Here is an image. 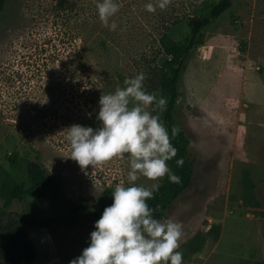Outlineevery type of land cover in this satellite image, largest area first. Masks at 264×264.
Returning a JSON list of instances; mask_svg holds the SVG:
<instances>
[{
  "label": "rangeland",
  "instance_id": "rangeland-1",
  "mask_svg": "<svg viewBox=\"0 0 264 264\" xmlns=\"http://www.w3.org/2000/svg\"><path fill=\"white\" fill-rule=\"evenodd\" d=\"M218 0H116L100 21L97 0H7L0 12V207L29 211L25 228L35 264H70L90 242L93 224L79 228L30 223L66 210L67 198L92 202L126 184L127 154L82 169L70 158L67 129L98 128L102 94L147 75L160 35L191 40V17ZM156 6L148 12L147 3ZM158 115L161 109L152 106ZM177 123L190 138L193 185L168 217L182 225V264H264V0H232L196 37L179 82ZM22 164L41 162L55 185L39 201L8 202L5 179ZM139 177L145 187L162 184Z\"/></svg>",
  "mask_w": 264,
  "mask_h": 264
},
{
  "label": "clouds",
  "instance_id": "clouds-1",
  "mask_svg": "<svg viewBox=\"0 0 264 264\" xmlns=\"http://www.w3.org/2000/svg\"><path fill=\"white\" fill-rule=\"evenodd\" d=\"M166 4L167 0H160L158 6L163 9ZM96 6L100 21L115 31L118 25L109 21L120 5L116 0H97ZM145 8L156 11L151 2ZM145 79L139 72L126 78L124 87L101 95L97 116L100 127L74 124L67 129L70 158L82 169L122 154H127L130 163L127 183L116 185L113 202L95 222L88 246L70 264H182L183 253L178 250L182 225L171 218H157L148 204L160 185L136 183L141 176L152 181L167 176L170 182L181 183V177L168 165L177 157L178 149L171 139L180 134V129L173 126L169 133L160 116L149 110L153 105L166 110L167 99L147 92ZM183 164V158L176 159L178 167Z\"/></svg>",
  "mask_w": 264,
  "mask_h": 264
},
{
  "label": "trees",
  "instance_id": "trees-1",
  "mask_svg": "<svg viewBox=\"0 0 264 264\" xmlns=\"http://www.w3.org/2000/svg\"><path fill=\"white\" fill-rule=\"evenodd\" d=\"M7 0H0V12L4 9ZM232 5V0H218L207 3L206 16L195 21L190 18L189 24L192 36L189 42L173 40L167 32L160 35L159 56H154V65L145 75V90L153 93L157 98L163 96L167 99L166 110L158 114L171 133L173 126L180 129V134L171 139L172 144L178 149L177 157L168 161L172 171L181 177V183H172L168 177L160 184L159 190L154 193V199L148 201L157 218L167 219L168 211L194 182L195 162L191 157L190 138L187 132L177 123L175 108L179 99V82L184 71L186 59L194 46L196 37L211 24L212 19L218 18ZM156 109L157 106L153 105ZM183 158L182 167L176 165V159ZM13 168L17 172L8 176L2 187L1 194L8 201H39L55 185L54 178L47 168L39 161L29 160L24 170V178L19 179L22 164L19 159L12 157ZM112 189L100 194L95 201H77L67 198V208L62 213L38 220H31L42 227L79 228L86 224H93L101 217L104 209L112 202ZM29 211L8 212L0 207V264H35L37 255L36 247L26 231L29 223Z\"/></svg>",
  "mask_w": 264,
  "mask_h": 264
},
{
  "label": "water",
  "instance_id": "water-1",
  "mask_svg": "<svg viewBox=\"0 0 264 264\" xmlns=\"http://www.w3.org/2000/svg\"><path fill=\"white\" fill-rule=\"evenodd\" d=\"M0 260H1V258H0Z\"/></svg>",
  "mask_w": 264,
  "mask_h": 264
}]
</instances>
